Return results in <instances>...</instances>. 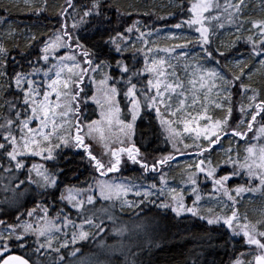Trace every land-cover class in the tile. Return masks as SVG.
Here are the masks:
<instances>
[{"label": "snow or ice", "instance_id": "snow-or-ice-1", "mask_svg": "<svg viewBox=\"0 0 264 264\" xmlns=\"http://www.w3.org/2000/svg\"><path fill=\"white\" fill-rule=\"evenodd\" d=\"M65 3L66 6H59L56 12L61 23L50 35L43 33L37 35L27 28L21 31L19 25L9 24L7 17H0V27L8 25L7 32L0 35V41H3L0 42V81L7 82V88L0 83V101H2L0 160H5L8 167L0 166V171L6 172L9 177L8 182L0 186V191L4 193V199L0 203L5 205L14 203L21 194L20 188L25 183L35 184L38 189H42L43 191L38 195H45L49 188H56L62 169L53 165V170L50 171L41 164H33L28 168L25 161L36 156L42 157L45 161L58 160L63 154L62 148L82 150L94 171L102 177L118 172L124 155L129 162L139 165L145 173H162L163 168L175 160V156L162 155L149 164L146 157H142L140 148L133 140L135 122L144 107L155 111L156 118L163 132L166 133V141L172 144L174 151L181 155L185 154L177 147L178 144H183L185 150L198 149L192 154L194 159L185 169L188 175L184 180V183L192 188L195 200L191 207L187 206L183 190L177 192L176 188H167V180L163 174L160 175L159 188L156 183L143 186L133 185L130 181L117 183L115 180L111 182L106 179L96 180L89 185V189L76 191L75 194L69 189L67 196L61 193L60 200L66 199L76 210L77 219L82 221L79 225L72 221L70 216H63V223L57 226L54 221L48 219L47 207L43 209L44 214L39 215L41 207L39 204L27 211L30 222L23 221V214L11 223L0 220V225H6L0 228V264H111L108 255L116 251L124 257L123 264H141L138 257L145 247L154 245V237L143 222L135 223L132 228H128L118 221L116 205L119 204L122 211L135 209L145 203H155L154 196L161 199L166 197L168 202H162L158 207L170 208L177 217L189 213L194 217L207 219L209 225L220 224L231 230L235 236L242 235L245 244L249 248H254L255 254L251 251L242 253L241 255L252 256V259L244 261L237 258L233 264H264V230H261L264 229V209L260 212L261 218L253 222L247 214L243 216L239 214L237 201V197L244 192L257 190L264 192V146L253 143L264 139V86L258 89L244 83L246 75L251 80L253 66L257 63V70L264 69V19L247 21L251 25L248 29L250 34L246 38L250 46L247 59L230 62L228 53L235 48L241 37L237 35L230 43H222L213 48L215 29H210L206 25L210 21L219 22L218 27L223 28L224 24L221 21L225 18L229 23H235L241 18L247 6L245 0H223V4L220 0H188L189 18L173 27L182 29L186 24L188 28H195L197 38L192 41L185 36L172 35L166 39L185 40V43L164 48L148 46L150 43H156L146 39L154 33L142 31L140 21H134L123 31L110 27L112 20L107 15L108 11L114 8L117 18L120 19L122 16L118 0H89L88 3L80 5H77L75 0H65ZM12 6L5 5L2 10L7 11ZM48 6V0H44L43 4L25 0L24 4V7L35 15L46 11ZM178 7L183 11L184 3L182 2ZM213 12L218 15L213 16ZM123 15L131 16L132 13L126 12ZM76 16H79V19H75ZM70 19L71 25L68 23ZM93 21L99 39L93 40L91 46H88L86 42H81L83 38L76 33L81 30L82 24ZM243 23L241 21V25L237 27L238 33ZM159 31L157 29L156 34ZM133 33L138 34L135 41L131 39ZM21 38L24 41L23 46L19 43ZM137 43H141L143 47L136 48ZM192 43H195L201 51L192 56V63L184 66L185 75L191 77L187 80V85H191L189 89L184 79L174 70L176 65L171 63V58L178 61L187 60L190 53L186 49ZM8 44L12 47H8ZM37 44H41L38 55L34 59H28L31 55L30 50ZM130 45L133 61L143 53L142 69H137L135 63L128 62L125 53L130 51ZM104 48H107L108 52L103 53L104 59H101ZM13 50L20 56L19 61L11 56ZM61 50L64 52L63 55H60ZM113 52L115 56L110 55ZM161 52L164 56L157 58ZM113 59L120 73V79L116 80L113 75L105 72L103 79L97 83L96 74L101 73L106 67L111 69ZM213 62V67H205L206 64ZM9 65H14L11 72ZM145 74L150 77L146 84L143 83ZM120 84L127 88L124 92L128 100L125 107L127 115L131 116L127 122L120 119L121 108L117 100L122 91L118 87ZM197 84L200 85V90L209 85L208 92H216L215 100H210L207 94L203 98L195 95ZM237 84L241 93L239 107L241 118L233 126L235 111L233 89ZM89 85L97 89L91 97L88 96ZM9 92L13 93L11 100L6 98ZM189 92L193 94L189 96ZM100 94L102 97L97 98ZM53 96L55 100L52 99ZM89 99L100 105L101 121L89 120L84 114ZM189 99L192 101L191 108L199 104L203 112L192 115L187 103ZM209 103H214L215 108L225 114L220 118L208 115ZM104 121L109 127L113 122L119 125L124 137L117 139L113 146L107 148L104 153L110 155L107 164L93 153L91 145V141L96 139V133L99 131L97 125ZM32 124H36V127H31ZM181 125L182 132L179 130ZM242 128L245 130L241 131ZM253 133L255 135H252ZM185 134L193 139L192 144L184 143ZM229 136L246 141L248 146L244 149L243 157L237 145L235 149L231 147L226 149L225 158L214 163L209 155L213 145H219L222 137ZM100 139L103 140L102 135ZM116 143L121 146L116 147ZM221 165L225 167L222 168ZM227 166L231 167V172L226 171ZM25 168H28V180H20L19 184L13 187L15 180L19 179V176L12 178L13 172L19 171L20 175H24L21 170ZM221 171H225V174L221 175ZM33 172L38 179L32 177ZM245 174L253 182L259 180V189L245 188L243 185L231 189L227 186L233 177H242ZM202 182L210 183L214 193L222 194V197L227 198L221 201L224 207L223 214L218 215L214 209L209 208L207 216L200 215L202 209L198 205L202 197L199 194V186ZM141 188L143 191L140 190ZM89 190L91 194L84 199L85 193ZM10 192L12 196L8 195ZM129 194L134 195L136 199L129 200ZM100 200L105 202V206L97 209L96 204ZM228 212L231 214L229 215ZM59 215H62V210ZM36 216H39V220L32 219ZM105 217L107 222L113 225L114 234L121 237V240L116 245H107L101 241L97 246L99 249L97 253L91 257H82L80 249L75 247L77 241H85L105 233ZM69 223L74 229L71 241L64 239L59 247H54L55 233L65 229ZM85 228L89 231H85ZM76 229L79 231H75ZM30 237H34L35 248L27 243ZM13 246L32 249V255L37 256L38 259L32 260L31 256L26 258L23 255H10ZM69 247L73 250L67 252V256L61 255Z\"/></svg>", "mask_w": 264, "mask_h": 264}, {"label": "trees", "instance_id": "trees-1", "mask_svg": "<svg viewBox=\"0 0 264 264\" xmlns=\"http://www.w3.org/2000/svg\"><path fill=\"white\" fill-rule=\"evenodd\" d=\"M43 2L44 0H39L38 3L43 4ZM75 2L77 5H80L88 3L89 0H75ZM182 2L184 3L183 11L178 7ZM48 4L49 6L46 11L39 15H35L25 8L23 4L0 1V17H7L8 21H11L12 24L19 25L21 31L27 28L37 35L41 33L50 35L61 23L56 12L59 10V6H66V3L65 0H48ZM5 5L13 6L8 8L7 11H3L2 9ZM118 6L122 14L120 19L117 18V13L114 8L108 11L107 15L112 20L110 27L119 31H123L129 25H132L134 21H140L147 30H150L157 27H170L189 17V13L187 12L188 0H169L168 8H170L168 10L167 8L165 10H160L159 12H155L149 0H118ZM105 7H107V5H105ZM126 12H131L132 15H123V13ZM145 13L148 14L145 15ZM160 17H164V19H160ZM75 19H79V16H76ZM68 23L71 25L72 20L70 19ZM94 24V21L92 23L82 24L81 30L76 33V35L83 38L81 42H86L88 46H91L93 40L99 39ZM239 36L241 39L236 44L235 48L231 50V53L233 57H245L247 59V54L250 51V46L246 42L248 36L247 34ZM105 39H107V37H105ZM19 43L23 46L24 41L22 38L19 40ZM41 44H37L30 50L31 55L28 59H34L38 55ZM7 46L10 48L12 47L11 44ZM107 52L108 49L104 48L100 58L104 59L103 53ZM110 55L115 56L116 54L113 52ZM11 56L15 57L18 61L20 60V56L15 50L11 52ZM125 56L130 64L135 63L137 69L141 67L140 64L136 62L138 61L137 57L136 61H133L132 50L125 53ZM13 67L14 65H9L10 72ZM110 72L114 77L117 75L116 73L119 72L115 67L114 59L112 60ZM244 83H247V81L244 80ZM251 86L259 89L264 86V81L262 78H257ZM118 87L122 89L119 94V102L122 108H124L126 105V101H124L123 98L125 88L123 84L118 85ZM5 88H7V85ZM233 95L235 97V112H238L237 107L240 106L241 102L239 84L233 89ZM6 98L9 100L13 99V93L9 92ZM84 114L89 120L96 119V113L92 105L88 104V107L84 110ZM238 120L236 116L233 117V126H235ZM244 130L245 129L241 131ZM228 131L230 133L231 129H228ZM161 132L159 121L154 112L144 107L135 122L133 140L136 142L137 147L140 148L142 157H146L149 164H151L154 159H159L162 155L171 154L175 156V160L170 162V165H166L162 171L166 172V174H164L165 176H178L177 169H179V167L173 165V162L175 163V161L178 160V156L181 154H173V149L168 143H164V137ZM91 145L93 153L97 155L98 158H105L103 160L107 164L110 160V155L101 156L98 153L99 149L92 142ZM204 146L206 147L207 144L205 143ZM61 151L63 154L58 160H42L44 167L50 171L53 170V165L63 170L62 174L59 175L58 186L54 189L49 188L45 195H38L39 192L43 191L42 189H38L35 184L29 185L25 183L24 186L20 188L19 191L21 194L18 195L14 203L11 205L0 203V220L11 223L15 221L18 216L23 214V221H25L29 218L27 216V211L35 208L39 204L41 206L39 210H43L45 207L48 208V217L63 218V216H70L71 220L81 222V219H77L76 210L70 207L68 201L60 200L61 193L63 192L65 195L68 189L86 187L93 178L102 176L94 172L93 166L89 164L88 159L84 157L82 150L76 148H62ZM185 154H188V152H185ZM32 160L33 158H29L25 161L28 168H30L29 166ZM122 161L123 163L120 170L115 173H109V176L120 173L118 174L120 175L119 177L150 183V181L153 182L155 180L152 176L163 174V172L160 174L151 172L145 173L139 165H134L129 162L126 155L122 156ZM0 166L7 168L8 164L5 160H0ZM28 168L21 170L24 172V175H20L19 171L13 172V179L19 176V179L15 180L13 187L18 185L20 180H28ZM92 172L99 176L93 175ZM158 172H160L159 169ZM34 176L35 174L32 173L33 178ZM8 179V174L0 171V186L6 184ZM8 195L12 196V193L10 192ZM3 199L4 193L0 191V201H3ZM61 210L62 215L58 216ZM117 213L119 218L123 221L128 223L140 221L150 227L149 231L154 237V245L143 249L138 257L141 264H230L236 257L245 256L241 254H246L248 250L242 235L235 236L232 231L226 227H222L220 224L209 225L207 221L200 219L198 216L194 217L191 214L177 217L171 209L159 208L156 206V203H145L139 208L125 209L123 211L119 210ZM108 224L113 226L111 222H106V227ZM4 226L6 225H0V228ZM96 237L77 242L75 247L80 249V253L85 254L92 249L93 239ZM110 238L111 236L107 239L110 240ZM31 241L32 240L29 239L27 243ZM72 250V247H69L64 250L61 255L67 256V252ZM10 253L20 254L26 258L31 256L32 260L38 259L37 256L32 255V252L29 251L28 248L20 249L18 246H13V251ZM245 259H248V256H245Z\"/></svg>", "mask_w": 264, "mask_h": 264}, {"label": "rangeland", "instance_id": "rangeland-1", "mask_svg": "<svg viewBox=\"0 0 264 264\" xmlns=\"http://www.w3.org/2000/svg\"><path fill=\"white\" fill-rule=\"evenodd\" d=\"M0 1H8V2L15 3V4H23V5L25 4V0H0ZM29 2L38 3L39 0H29ZM149 2H150V5L154 8L155 12H159L160 10H165L166 8L168 10L170 8V7L168 8L169 0H149ZM220 2H221V4H223V0H220ZM245 3L247 6L243 10V15L235 23H229L227 18H225L223 21H221L224 24L223 28L218 27L219 22H211L210 21L209 24L206 25V26L210 27V29H215V32L213 34V45H212L213 48H216L218 45H220L222 43H225V44L230 43L232 40H235L237 35H242V34L246 35L247 34V36H249L250 33H249L248 29L251 27V25L248 24L247 21L248 20L264 19V0H245ZM158 15H160V14H158ZM212 15L216 16V15H218V13L213 12ZM241 21H243L244 23H243V26L240 28V32L238 33L237 27H239L241 25ZM8 23L12 24L11 21H8ZM173 26L174 25H172L170 27H165V28L157 27V28H152L150 30H147L144 27L143 23L140 22V27H141L142 31L154 33L151 37H146V39H149L150 41L156 42L155 44L150 43L148 45L149 47H153V48H155V47H159V48L171 47L172 45L177 44V43H180V44L185 43V40L166 39V37H170L172 35L185 36V37H187L188 40H192V41H195V39L198 36V34L195 32V28H188V26L186 24L183 25L182 29H175ZM7 28H8V25H4V26L0 27V35L6 33ZM157 29L160 30L158 34H156ZM137 35H138L137 33L131 34V39L133 41H135ZM129 47L131 50L132 46L130 45ZM141 47H143V45L141 43L136 44V48H141ZM221 50H225V49H221ZM186 51H188L190 53L189 58L187 60H179L178 61L175 58H171V63L176 65L174 70L182 79H184V81L187 85V80L190 79L191 77H188L185 75L184 66L186 64L192 63V56H195L196 54L200 53L201 49L195 43H192L189 46V48L186 49ZM63 54H64V52L61 50L60 55H63ZM163 56H164V53L161 52L157 58L163 57ZM137 58H138V63L141 66L139 69H142L144 67V55H143V53L139 54L137 56ZM237 59L246 60L245 57H237V58L233 57L231 51L228 53V61L234 62ZM149 63H151V61H149ZM221 63L223 64L224 61L222 60ZM213 66H214V62L208 63L205 65V67H213ZM38 67H40V65H38ZM257 69H258V63H257V65L253 66V74H252L251 80L248 79L247 75L245 76L244 80L247 81L246 84L254 83V81H256L257 78H262L264 81V69H259V70H257ZM105 72H108L111 74L109 68H107V67L104 68L101 73H98L95 76V80L97 81V83L101 79H103V75ZM116 74L117 75L115 76V79L119 80L120 79V73L118 72ZM149 78L150 77L147 74H145L143 77V83L146 84L147 80ZM124 79L126 80L127 77H125ZM0 83H2L4 85V87H6V85H7L6 81H0ZM209 84H210V82H209ZM139 86L140 85L138 84V87ZM208 86L209 85H206V87L203 90H200V85L197 84L196 85L197 90L195 92V95L203 98V96L205 94H207L209 96V99L214 101L216 98V92L215 91L208 92V90H207ZM187 87L189 89H191V85H187ZM124 90L127 91V88L125 87ZM96 91H97V89L94 86L89 85L88 96L91 97L93 95V92H96ZM192 94H193L192 92H189V96H191ZM248 95H251V93H248ZM101 97H102V94L98 95L97 98H101ZM123 98H124V101H126L125 104H127L128 103L127 98L125 96H123ZM52 99L55 100V97L53 96ZM117 100L119 101V96L117 97ZM0 103H2V101H0ZM187 103L190 106L189 110L192 112V115H196L197 112H201V113L203 112V109L199 106V104L195 108H191V104H192L191 99H189L187 101ZM245 103H246V100H245ZM88 104L92 105L94 107V110L96 113V119H94V120L101 121L102 118L100 116V112H101L100 105H97L91 99H89ZM119 105L121 108L120 119L125 120V122L129 121L131 119V116L127 115V108L126 109H125V107L122 108V105L120 104V102H119ZM239 107H237L238 112H235V111L233 112V117L236 116L237 120L239 118H241L240 114H239ZM152 111L155 114V111L154 110H152ZM207 114L214 116V118H220L225 113L216 109L214 106V103H209ZM155 116H156V114H155ZM159 125H160V123H159ZM258 126L259 125H257V127ZM31 127L35 128L36 124H32ZM97 127L99 128V131L96 133V139L92 140L91 142L99 149L98 153L101 156H107V155H104L107 148L113 146L114 142L117 139H123L124 138L123 133L120 131L119 125H117L115 122H113L112 126L109 127L107 122L104 121V122L98 124ZM160 127H161V125H160ZM201 127H203V125H201ZM161 130H162L161 134L164 137V139H163L164 143L165 144L168 143V145L173 149L172 144L170 142L166 141V133L163 132L162 128H161ZM179 130L181 132L183 131L182 125H181ZM240 130H243V128ZM101 135L103 136V140L100 139ZM252 135H255V133H253ZM184 143L192 144L193 139L191 137H189L187 134H185ZM253 143L258 144L259 146H264V139L259 140V141H253ZM237 145H239L240 153H241V156L243 157L244 149L248 146L246 141L241 140L238 137L234 138V139L231 136H229L227 138L222 137V141L219 145H213L212 151L209 154L210 158L213 160L214 163L222 161L225 158V156H224L225 150L228 149L229 147L235 149L237 147ZM115 146H119V144L116 143ZM177 147L182 152H188V154L178 156V160L175 161V163L173 162V165H177L179 167V169H177L178 176H165V179L167 180V188H176L177 192H181L183 190L185 203L187 206L191 207L193 204V200H195V196L192 195V188L187 183H184V180H185L186 176L188 175V173L185 171V169L187 168L188 164H190L192 162V160L194 159V156L192 154L195 153L196 151H198V149L191 148V149L185 150L183 144H178ZM176 153H178V152L173 150V154H176ZM233 155H235V152L233 153ZM30 158L31 159L33 158V160H32L31 165L29 167H31L33 164H41L44 166V164L42 162V160H44V159L42 157L36 156V157H30ZM35 158H37V159H35ZM103 159H105V158H103ZM221 166H222V168L225 167L224 165H221ZM226 171L231 172V167L227 166ZM33 174H35V172H33ZM92 174L99 176L93 172H92ZM118 174H120V173H118ZM118 174L110 175V176H107L104 178L103 177L93 178L87 187L71 188L72 194H75L76 191L89 189V185L93 184L96 180H105L106 179L109 182L115 180L117 183H121V182L122 183H128L129 182L126 179H121L119 177L120 175H118ZM164 174H166V172H163V175ZM220 174L224 175L225 171H221ZM160 175L159 176H152L153 178H155V180L153 182L150 181V183H143L140 181H137V182L130 181V182L133 185H143V186H148L152 183H156L157 187L159 188L161 186L160 185ZM34 179H38L36 177V174L34 176ZM201 181H203V177H201ZM259 184H260L259 180H255L253 182L245 174L242 177H240V176L233 177L229 181L227 186L231 189H234L238 185H243L245 188L259 189ZM199 187H200V193L199 194L202 197V200L199 202V205H198L199 208L202 209V211L200 212V215L201 216H207V209H209V208L214 209L215 213L218 215L223 214L224 207H223V204L221 201L226 200L227 198L222 197V194L214 193L212 191V185L210 183L205 184L202 182ZM140 190L143 191V188H141ZM68 194H69V189L67 190L65 196H67ZM88 194H91V190L86 192L83 198L86 199ZM232 194L235 196V192H233ZM218 197H220V198L218 199ZM128 199L129 200H135L136 197L132 194H129ZM153 200H155L157 207L162 202H165V203L168 202L166 197L161 199V198H157L154 196ZM237 201H238V212L241 216L247 214L248 217L253 222H255V220L261 218L260 212L262 209H264V192H261L260 190L252 191V192H244L239 197H237ZM69 205L71 208H73L70 203H69ZM102 206H105V202L103 200H100L99 203L96 204V208L99 209ZM119 210H121V209L119 207V204H117L116 205V216H117V218L119 217L118 213H117ZM43 214H44L43 210H39V215H43ZM186 214H189V213H183L182 215H186ZM228 214L230 215L231 213L228 212ZM32 219L33 220H39V216L33 217ZM48 219L54 221L57 224V226H59L61 223H63L62 217L61 218L48 217ZM105 220L107 221L106 217H105ZM203 220L207 221V219H203ZM25 221H29V218ZM72 221H74V220H72ZM118 221H120L124 226H126L128 228H132L135 223L140 222V221H136L134 223H128L126 221L121 220L120 218H118ZM74 222L77 225H79V224H81L82 221L81 222L74 221ZM112 227L113 226L108 224V226L106 227L105 234L101 233L95 239H93L92 249L87 251L85 254L80 253L81 256L82 257H91L93 254L97 253L99 251L97 246H98V244H100L101 241H103L107 245H116L117 243H119V241L121 240V237H118L114 234V232L112 231ZM147 228H148V230L150 229L149 226H147ZM84 230L89 231V229H87V228H85ZM261 230H264V229H261ZM73 231H74V229L72 228L71 223H69L65 229H63L60 232L55 233L54 247H59L60 243L64 242V239H68L69 241H71ZM75 231H79V229H76ZM65 232L67 233L66 237H65ZM109 236H111L110 240L107 239V238H109ZM30 239L32 241L29 244H32V248H35L36 245L33 243L34 237H30ZM124 239L125 240L127 239V234L125 235ZM55 241H59V243H55ZM77 242H80V241L78 240ZM247 249L248 250L246 251V253L251 251V252H253V254H255L254 248H249L247 246ZM28 250L32 252V249H28ZM136 251H137V249H136ZM245 256H248V255H245ZM245 256L236 257L230 264H233V262L237 258H240L241 260H244V261L252 259V256H248V259H245ZM108 259L111 261V264H123V261H124V257L122 255H120V253L118 251L110 253L108 255Z\"/></svg>", "mask_w": 264, "mask_h": 264}, {"label": "water", "instance_id": "water-1", "mask_svg": "<svg viewBox=\"0 0 264 264\" xmlns=\"http://www.w3.org/2000/svg\"><path fill=\"white\" fill-rule=\"evenodd\" d=\"M10 255H17V254H10Z\"/></svg>", "mask_w": 264, "mask_h": 264}]
</instances>
